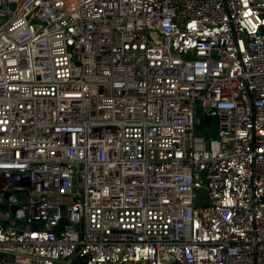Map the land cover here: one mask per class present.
Here are the masks:
<instances>
[{
	"label": "built area",
	"instance_id": "2783aa9c",
	"mask_svg": "<svg viewBox=\"0 0 264 264\" xmlns=\"http://www.w3.org/2000/svg\"><path fill=\"white\" fill-rule=\"evenodd\" d=\"M0 19V264H264V0Z\"/></svg>",
	"mask_w": 264,
	"mask_h": 264
},
{
	"label": "rangeland",
	"instance_id": "374dc122",
	"mask_svg": "<svg viewBox=\"0 0 264 264\" xmlns=\"http://www.w3.org/2000/svg\"><path fill=\"white\" fill-rule=\"evenodd\" d=\"M202 117L204 116L200 115V119H203ZM216 128V125L205 124L203 122L196 125V129L207 137H213L215 135Z\"/></svg>",
	"mask_w": 264,
	"mask_h": 264
},
{
	"label": "water",
	"instance_id": "95a60500",
	"mask_svg": "<svg viewBox=\"0 0 264 264\" xmlns=\"http://www.w3.org/2000/svg\"><path fill=\"white\" fill-rule=\"evenodd\" d=\"M1 22H2V20L0 19V23H1ZM208 114H209V115H208L205 119L201 120V122H203V123H205V124L217 125L218 119H217V117L214 115L213 111L210 110V111L208 112ZM80 261H81V264H86V258H85V257L82 258ZM73 264H77V263H73Z\"/></svg>",
	"mask_w": 264,
	"mask_h": 264
}]
</instances>
